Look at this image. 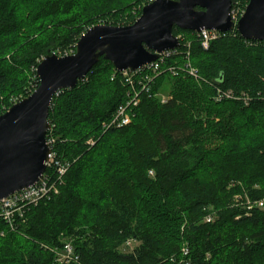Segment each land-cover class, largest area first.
<instances>
[{
  "label": "trees",
  "instance_id": "1",
  "mask_svg": "<svg viewBox=\"0 0 264 264\" xmlns=\"http://www.w3.org/2000/svg\"><path fill=\"white\" fill-rule=\"evenodd\" d=\"M140 1L103 0L95 11L93 0H0V91L31 74L30 95L41 57L75 49L99 18L132 24ZM172 33L189 56L182 41L167 65L188 60L198 79L162 72L152 92L167 77L168 99L140 94L128 124L102 128L127 90L102 57L53 97V152L69 164L58 193L14 230L0 219V264H58L65 237L79 257L70 264H264V207L247 210V199L264 198V40L227 34L203 50L194 32ZM217 90L231 96L218 102ZM129 239L137 244L124 252Z\"/></svg>",
  "mask_w": 264,
  "mask_h": 264
},
{
  "label": "water",
  "instance_id": "2",
  "mask_svg": "<svg viewBox=\"0 0 264 264\" xmlns=\"http://www.w3.org/2000/svg\"><path fill=\"white\" fill-rule=\"evenodd\" d=\"M231 0H152L130 25H93L75 44V53L53 51L37 64V87L0 114V201L34 185L46 169L51 152L46 134L48 109L56 93L73 89L102 57L113 68L136 70L179 47L172 28L192 32L235 28L245 40H264V0H248L236 22Z\"/></svg>",
  "mask_w": 264,
  "mask_h": 264
},
{
  "label": "built area",
  "instance_id": "3",
  "mask_svg": "<svg viewBox=\"0 0 264 264\" xmlns=\"http://www.w3.org/2000/svg\"><path fill=\"white\" fill-rule=\"evenodd\" d=\"M244 7H246V5L240 7L233 4L231 6L229 14L233 20L232 22H236L238 18L244 13ZM194 33L196 34L195 37L200 40L203 50L207 49L212 41L225 37L227 34H238L235 28L227 32L204 29L200 32ZM176 37L178 38L180 44L183 41V44L188 48V51L185 52V57L188 58L190 46L189 41L185 39L183 34H179ZM177 50L178 47L172 50L163 51L162 53H159L156 60L150 62V64L148 63L142 65L140 68H136L134 71L127 69L118 72L115 70L124 80V86L127 89L126 100L124 103H121L116 107L108 120L102 121L103 129L119 128L128 124L132 116L130 106L140 94L146 93L149 96L152 94L156 97V94L152 92V84L155 81V78H157L162 72L164 73V71H168V73L175 77L188 76L198 79L197 69L193 67L188 60H186L183 64L174 63V65H167V60L169 57L176 53L182 54ZM58 93L59 91L55 96H57ZM225 96L230 97L231 92L227 91L226 93H223L217 90L215 100L219 102ZM242 97V99L246 101L247 97ZM20 99L14 100L13 103L19 101ZM161 101L163 102V100ZM51 129L52 128L50 125V129L47 131L45 136L46 142L51 152L48 156V162L46 163V169L44 173L34 185L20 190V192H14L0 201V219L5 221L11 230H14L19 222H24L25 214L30 208L36 206V204H38L41 200L48 198L51 193H58L57 185L61 184V176L66 172L69 163L58 158L53 152L55 138L52 136ZM88 143L93 144V141L89 139ZM254 207L262 209L264 207V198L254 200H250V198L247 199V210L249 211ZM205 220L210 222V214L205 218ZM187 252L188 249L183 247L182 255L186 256ZM53 258L58 264H70L72 262L79 261L78 254L75 252L70 242L63 243L60 250L55 252V256Z\"/></svg>",
  "mask_w": 264,
  "mask_h": 264
},
{
  "label": "rangeland",
  "instance_id": "4",
  "mask_svg": "<svg viewBox=\"0 0 264 264\" xmlns=\"http://www.w3.org/2000/svg\"><path fill=\"white\" fill-rule=\"evenodd\" d=\"M148 1H150V0L140 1L137 5H135L133 7L131 14L133 16L135 15V17H136L137 13L141 12L142 7L145 4H147ZM100 2H102V4H103V0H93L92 5L94 6V8L93 7L92 8L95 9V4H99ZM247 2H248V0H234L233 4H235V6L243 7L244 5H247ZM23 10H26V7H23ZM95 11H96V9H95ZM136 11H138V12H136ZM120 16L122 18H120V19L118 18V21H117L120 24L125 23L129 17L128 13H126L124 15H120ZM96 22H98V24L99 23L104 24L106 22H111V19L109 17H104V18H99ZM73 53H75V49H73L72 46H70V47H68V49H65V52H63V53L58 52L56 55L64 56V55H69V54H73ZM42 59L43 58L41 57L38 62H40ZM33 79H34V76H31V74L29 76H26L24 74L15 75L13 77V80H11L6 85L5 91L4 92L0 91V110L2 111V109H4L8 103L13 104L14 100L20 99V98L22 99V98L26 97L31 90V86H32L31 84H32ZM169 90H170V80L166 77L163 80L159 89L156 90V92H155L156 97L159 98L160 100H163V102L165 103L166 99H168V96H169L168 95ZM66 241L72 242L71 237H65L62 240V242H66ZM136 244H137V242L135 240L129 239L128 241H126L125 245H123L122 251L127 252V251L131 250Z\"/></svg>",
  "mask_w": 264,
  "mask_h": 264
}]
</instances>
